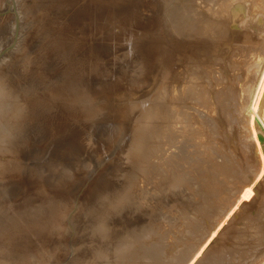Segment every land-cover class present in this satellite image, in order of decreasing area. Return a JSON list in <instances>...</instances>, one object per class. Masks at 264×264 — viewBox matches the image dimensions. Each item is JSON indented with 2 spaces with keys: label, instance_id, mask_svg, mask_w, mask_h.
<instances>
[{
  "label": "rangeland",
  "instance_id": "obj_1",
  "mask_svg": "<svg viewBox=\"0 0 264 264\" xmlns=\"http://www.w3.org/2000/svg\"><path fill=\"white\" fill-rule=\"evenodd\" d=\"M169 3L0 0V264H186L200 251L193 264H258L247 239L264 212L248 205L262 182L228 214L244 185L204 154L196 171L161 168L123 104L166 70Z\"/></svg>",
  "mask_w": 264,
  "mask_h": 264
},
{
  "label": "bare ground",
  "instance_id": "obj_2",
  "mask_svg": "<svg viewBox=\"0 0 264 264\" xmlns=\"http://www.w3.org/2000/svg\"><path fill=\"white\" fill-rule=\"evenodd\" d=\"M169 4L164 31L170 41L167 38L166 52L160 55L163 61L159 60L167 62L166 70L157 68L143 98L126 94L122 101L139 137L151 129L152 158L160 167L185 174L196 171L205 155L208 167L220 172L224 184L235 186V180L244 185L228 212L232 214L258 182L264 185V0H171ZM183 140L193 143L194 153H186L187 143L178 146ZM216 150L221 160L213 162ZM197 178L199 174L191 179ZM257 205L262 215L264 198L248 206ZM259 226L247 246L254 250L253 259L264 264V232ZM214 234L202 243L210 242ZM227 252L220 250L216 260L224 262ZM201 253L186 264H193Z\"/></svg>",
  "mask_w": 264,
  "mask_h": 264
}]
</instances>
